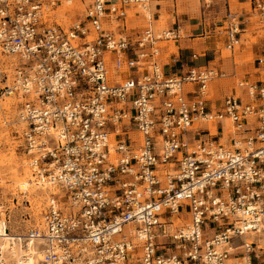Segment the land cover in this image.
Listing matches in <instances>:
<instances>
[{
    "label": "built area",
    "instance_id": "built-area-1",
    "mask_svg": "<svg viewBox=\"0 0 264 264\" xmlns=\"http://www.w3.org/2000/svg\"><path fill=\"white\" fill-rule=\"evenodd\" d=\"M73 1L0 0V51L15 59L0 96L20 99L32 182L57 189L39 225L7 227L21 252L0 246V264H264V53L259 77L216 104L210 86L230 74L160 61L179 24L126 27L149 0H81L78 21L54 22ZM238 1L264 23V0ZM244 22L228 2L214 24L231 52Z\"/></svg>",
    "mask_w": 264,
    "mask_h": 264
},
{
    "label": "rangeland",
    "instance_id": "rangeland-1",
    "mask_svg": "<svg viewBox=\"0 0 264 264\" xmlns=\"http://www.w3.org/2000/svg\"><path fill=\"white\" fill-rule=\"evenodd\" d=\"M183 1L186 0H178L177 12L179 16H183L184 14L182 13H185L188 9L192 13L189 17L191 19L188 21L198 23L200 20L203 21L206 18L209 29L214 26V22L221 20L227 6L226 0H189L194 3V6L191 5L190 8H186V5L182 4ZM230 3L234 10L238 12L242 11L243 16L247 20L246 24L243 25L246 30L243 31L240 44L237 45L235 51L231 52L227 49L225 44H223L224 36L221 35L219 37L220 35L213 31L210 32L211 34H206L207 36L203 37L200 36L194 41L195 43L206 42V48L210 50L209 58H212L215 55L214 53H219V51H222V55L234 58L237 76L231 78L230 75V77L213 82L223 83V90H225L224 93L220 94L217 89L212 88V84L210 87V97L214 100L223 97L225 94H230V90L236 87L238 80L249 77L248 73L255 72L256 60L264 53V23L260 21L249 3L238 0H230ZM86 4L87 2L74 0L72 3H69L71 9L63 10L66 6L64 4L56 6L52 12V20L68 28L80 19ZM152 4L153 0H149L147 6L151 7ZM128 11L130 17H128L126 25L129 30L134 27L142 30L149 26L151 21L157 31L169 28L167 22L170 20V17L167 14H163L159 21H154L153 16L152 18L150 17L151 19L145 16L144 8L142 7H132ZM183 17L187 19L186 16ZM108 27L117 28V22H113ZM200 28L194 31L195 35L202 32ZM209 29L208 31H210ZM174 42L164 41L162 45H167L170 51H175L178 45ZM165 56L163 55L164 60H166ZM14 67L15 59L12 56L2 54L0 51V86H3L6 82H11ZM228 71L227 73L231 74ZM19 101L20 99L15 96H0V217L6 219L11 234L17 235L41 223L43 210L53 189V187H40L32 182L29 185V190H33V193L29 194L18 185L19 179H26L28 181L33 179L32 171L27 164V156L23 152V147L20 146L21 142L19 141V132L23 127V124L19 121ZM204 137L207 138L206 134ZM55 190L57 191V189Z\"/></svg>",
    "mask_w": 264,
    "mask_h": 264
},
{
    "label": "crops",
    "instance_id": "crops-1",
    "mask_svg": "<svg viewBox=\"0 0 264 264\" xmlns=\"http://www.w3.org/2000/svg\"><path fill=\"white\" fill-rule=\"evenodd\" d=\"M228 2L231 6L230 0H226V4H227L226 10L228 7ZM240 2H245V1H240ZM182 4L186 5V8L191 7L187 1H183ZM177 7H178V0H153V4H152V8H153L152 9V16H153L154 21H159L163 14H167L170 17V20L167 22V24H169V27L176 26L177 24H179L181 26V29L183 32V35H181L180 38L173 40V41H175L174 43L176 45H178L177 49L175 51H170V48L167 45L162 46L160 61L162 62L165 70L173 72V73H181L183 70H185L188 67V65H205V64L209 63L211 65L218 67L220 70L225 71L226 73L228 71L227 69L231 70V71H228V72H231V74H230L231 78L236 77L237 76V70H236V65L234 63L233 57H229L227 55H222V51H219V53L218 52L214 53L215 55L212 58H209V51L210 50H208V48H206V42L205 41L200 42V43L194 42L196 39H198L201 36V33L203 32V30L207 31V35L211 34L210 32H212L214 30V26H212L209 29L207 26L206 18H204L205 20H203V21L200 20L198 23H191L190 21H188L191 19V18H189L192 14L191 11L187 9V11H185V13H182V14H184L183 16H186L187 19H185L183 16H179V13L177 12ZM231 8H232V6H231ZM235 11H237V10H235ZM239 13H241V16L245 20L244 24H246L247 20H246V17L243 16V12L240 11ZM152 16H151V18H152ZM128 17H130L129 14L126 17L125 24L127 23ZM201 17H200V19H202ZM151 18H149V19H151ZM183 20H184V22H183ZM219 21L217 20V22H219ZM217 22H214L213 25ZM151 25L157 31V29L154 27V24L152 23V21H151ZM243 25H242L241 36L243 34V31L246 30L245 27H243ZM126 27H127V25H126ZM199 27H201L200 29H202V32L201 33L199 32L195 35L194 31L196 29L199 30ZM121 28H123V27H121ZM208 29L210 31H208ZM131 30L139 31V28L134 27ZM207 35H205V36H207ZM201 37H203V36H201ZM219 37H221V35ZM223 41H224L223 44H225V39ZM193 53L198 54L196 59L193 58V56H192ZM163 55H166L165 56L166 60L163 59ZM254 66H255V64H254ZM256 67H257V65L255 66V70H257ZM247 75L249 76V77H246L248 79H254V78L259 77V74L256 73V71L251 73V74L248 73ZM212 84H211L212 88L217 89L220 94L225 92V90H223V83L217 82V83H212ZM236 88H237V83H236V87H233L230 90V92L233 93L234 91H236ZM227 95H229V94H225L223 97H220L217 100H214V102L216 104H221L224 97H226Z\"/></svg>",
    "mask_w": 264,
    "mask_h": 264
},
{
    "label": "bare ground",
    "instance_id": "bare-ground-1",
    "mask_svg": "<svg viewBox=\"0 0 264 264\" xmlns=\"http://www.w3.org/2000/svg\"><path fill=\"white\" fill-rule=\"evenodd\" d=\"M189 4H190V6L191 5H193L194 6V3H192L191 1H189V0H186ZM68 2H64L63 4L64 5H66L64 8H63V10H68V9H71V6L69 5V4H67ZM152 6L150 7V6H147L145 9H144V14H145V16H147V18H150L151 16H152ZM227 123H228V121H227ZM32 183V180H30V181H28V180H26V179H19V181H18V185H20V187L23 189V191H26V192H28L29 194H32L33 193V190H29V185ZM56 189V188H55ZM54 189V187H53V189H52V192H56V190ZM0 224H1V226H2V228L5 226L6 227V232L5 233H3L4 235H6V236H0V246L2 247V249L3 250H7L6 248H13V249H15V251H16V254H18V252L20 253L21 252V249L18 247L17 248V246H18V242H17V240H12V237H14V236H11L10 235V233L8 232V229H7V227H8V224H7V221H6V219L4 218V217H0ZM2 232H4V230L2 229ZM8 235H10V236H8ZM246 237H249V239L250 240H252L253 238H251L250 236H249V234H247V236ZM261 243H264V241L263 240H261ZM32 245V243H29L28 244V247L25 249V251L27 252V253H33V254H35L38 250L36 249V248H34L33 246H31ZM39 253V252H38ZM34 260H35V258H34V256L32 255V256H30V259H29V261H28V263H33L34 262Z\"/></svg>",
    "mask_w": 264,
    "mask_h": 264
}]
</instances>
